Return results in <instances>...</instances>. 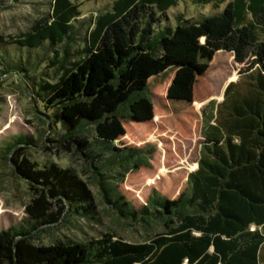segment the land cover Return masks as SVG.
Returning <instances> with one entry per match:
<instances>
[{
	"label": "trees",
	"instance_id": "1",
	"mask_svg": "<svg viewBox=\"0 0 264 264\" xmlns=\"http://www.w3.org/2000/svg\"><path fill=\"white\" fill-rule=\"evenodd\" d=\"M179 1L185 13L169 14ZM35 3L45 11L25 32L0 35V73L24 82L45 124L76 138L104 201L147 238L102 233L82 243L20 247L16 262L4 251L1 262L264 264V0H110L85 15L73 0ZM206 6L209 14L196 13ZM217 53L242 66L215 102L206 72ZM197 135L196 166L184 171L174 195L160 178L146 181L162 147ZM19 143L37 141L18 135L7 150ZM38 174L27 176L36 181ZM132 174L137 181L127 183ZM48 182L73 215L95 219L87 192L59 185L52 173ZM58 215L32 214L26 227L1 233L0 243ZM151 221L162 230L149 234Z\"/></svg>",
	"mask_w": 264,
	"mask_h": 264
},
{
	"label": "rangeland",
	"instance_id": "2",
	"mask_svg": "<svg viewBox=\"0 0 264 264\" xmlns=\"http://www.w3.org/2000/svg\"><path fill=\"white\" fill-rule=\"evenodd\" d=\"M35 1L37 0H0V35L4 38L15 37L41 17L45 8ZM73 1L79 3L82 15H85L90 9L105 7L110 0ZM175 11H184L182 1L178 2L177 7L169 8V14ZM209 11V6L204 11L196 9V13L209 14ZM76 41L79 42V38ZM8 53L11 56L13 51L9 49ZM241 66L229 53L214 55L206 72L212 89L210 99L215 102L221 100L226 84L237 79ZM204 103L205 101L197 108L201 109ZM43 113L41 105L18 76L12 72L0 73V234L7 233L13 226L26 227L27 218L32 214L59 211L55 221L48 225H37L29 236L12 237L5 247L0 243V253L11 252L16 262V256L21 255L20 247L82 243L102 233L113 234L128 242L145 240L147 233L139 224L120 217L104 201L91 175L90 157L78 151L76 138L61 137V131L57 127H49L43 122ZM18 135H27L37 143H19L8 151L9 142ZM200 141V136L197 135L185 141L167 143L153 156V174L149 179L144 174L143 178L146 181L160 178L158 183L163 191L174 195L179 181L184 179V171L193 170L196 166ZM34 171L41 174L37 175L36 181L29 180L27 175ZM50 173L58 176L59 185H69L77 193L87 192L94 207L95 219H82L69 211L65 198L54 193L55 184L48 182ZM126 179L127 183L132 184L131 181L136 182L138 178L132 174ZM181 185L182 183L179 184ZM161 230L160 222H150L149 234ZM260 257L264 260V245L260 250ZM1 259L0 256V264H3Z\"/></svg>",
	"mask_w": 264,
	"mask_h": 264
}]
</instances>
